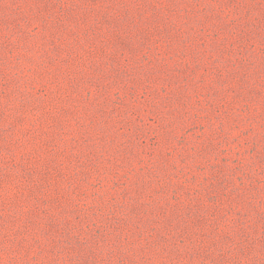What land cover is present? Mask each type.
Wrapping results in <instances>:
<instances>
[{
    "label": "rangeland",
    "instance_id": "rangeland-1",
    "mask_svg": "<svg viewBox=\"0 0 264 264\" xmlns=\"http://www.w3.org/2000/svg\"><path fill=\"white\" fill-rule=\"evenodd\" d=\"M0 264H264V0H0Z\"/></svg>",
    "mask_w": 264,
    "mask_h": 264
}]
</instances>
